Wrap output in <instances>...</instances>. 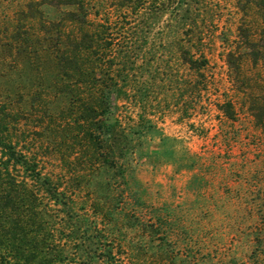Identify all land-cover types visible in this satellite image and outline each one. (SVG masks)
<instances>
[{
  "label": "trees",
  "instance_id": "16d2710c",
  "mask_svg": "<svg viewBox=\"0 0 264 264\" xmlns=\"http://www.w3.org/2000/svg\"><path fill=\"white\" fill-rule=\"evenodd\" d=\"M148 2L0 0V264H178L185 231L136 173L144 162H178L177 140L143 111L122 109L141 108L154 77L136 65L149 21L169 13L184 59L191 47L202 51L207 7ZM236 8L239 42L226 64L241 103L216 106L232 121L245 108L264 132V0H236ZM112 10L123 24H113ZM199 58L191 61L198 94L207 84ZM156 140L152 150L144 145ZM47 157L61 173L46 171ZM198 158L186 150L182 166Z\"/></svg>",
  "mask_w": 264,
  "mask_h": 264
},
{
  "label": "rangeland",
  "instance_id": "374dc122",
  "mask_svg": "<svg viewBox=\"0 0 264 264\" xmlns=\"http://www.w3.org/2000/svg\"><path fill=\"white\" fill-rule=\"evenodd\" d=\"M97 1L104 6L110 0ZM203 3L207 15L198 23L205 31L198 46L202 51L191 47L182 58L176 23L167 12L149 21L146 40H139L136 65L154 77L144 91L142 107L127 103L122 112L135 117L143 111L152 118L164 135L177 140L175 157L179 160L155 167L144 162L136 173L147 185L149 200L162 212L169 208L175 230L185 231L178 264H264V132L253 126L245 108L232 121L216 106L227 98L235 99L237 107L241 103L226 64L227 50L239 42L241 14L236 0ZM110 18L116 26L126 20L117 18L114 10ZM132 25L141 28L145 24L138 19ZM200 54L206 60L200 72L207 84L198 94L193 88L196 75L191 61L200 59ZM246 65L254 72L250 62ZM156 142L144 145L152 150ZM186 150L199 158L197 164L184 168ZM45 161L46 171L61 173L54 157Z\"/></svg>",
  "mask_w": 264,
  "mask_h": 264
}]
</instances>
